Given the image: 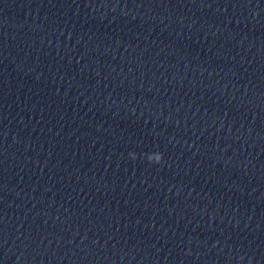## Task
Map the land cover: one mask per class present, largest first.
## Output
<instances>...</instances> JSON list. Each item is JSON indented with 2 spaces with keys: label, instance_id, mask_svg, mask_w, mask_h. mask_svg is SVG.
Segmentation results:
<instances>
[{
  "label": "water",
  "instance_id": "1",
  "mask_svg": "<svg viewBox=\"0 0 264 264\" xmlns=\"http://www.w3.org/2000/svg\"><path fill=\"white\" fill-rule=\"evenodd\" d=\"M263 200L264 0H0V264H222Z\"/></svg>",
  "mask_w": 264,
  "mask_h": 264
},
{
  "label": "clouds",
  "instance_id": "2",
  "mask_svg": "<svg viewBox=\"0 0 264 264\" xmlns=\"http://www.w3.org/2000/svg\"><path fill=\"white\" fill-rule=\"evenodd\" d=\"M158 162V161H157Z\"/></svg>",
  "mask_w": 264,
  "mask_h": 264
}]
</instances>
